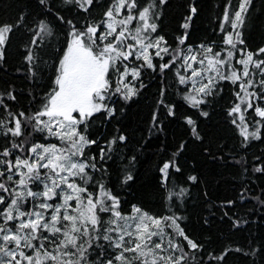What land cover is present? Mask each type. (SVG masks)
Segmentation results:
<instances>
[{"label":"snow or ice","instance_id":"snow-or-ice-1","mask_svg":"<svg viewBox=\"0 0 264 264\" xmlns=\"http://www.w3.org/2000/svg\"><path fill=\"white\" fill-rule=\"evenodd\" d=\"M33 4L34 15L19 10L0 21V70L23 29L16 71L29 83L26 106L13 85L0 90V264H225L233 252L264 264V235L246 247L210 249V237L183 226L186 185L199 182L184 178L185 140L154 166L158 211L122 200L113 182L115 174L121 190L135 183L144 141L163 131V115L182 121L204 158L241 178L238 197L219 205L221 222L240 230L259 212L264 223V149L247 158L254 142L264 145V39L254 43L245 33L254 0H224L218 38L199 43L188 42L195 0L183 5L182 31L171 42L161 30L168 0ZM157 76L149 136L133 144L124 106ZM214 116L215 131L207 127ZM237 199L253 202L245 217L231 211Z\"/></svg>","mask_w":264,"mask_h":264},{"label":"trees","instance_id":"trees-1","mask_svg":"<svg viewBox=\"0 0 264 264\" xmlns=\"http://www.w3.org/2000/svg\"><path fill=\"white\" fill-rule=\"evenodd\" d=\"M186 2L187 0H168V7L164 9L161 30L168 35L170 42L178 31H182L179 29V24L185 14L183 5ZM223 2L224 0H195L199 13L191 23L189 43H199L207 38H218L216 21L222 12ZM254 2L253 14L249 18L245 33L251 42L259 43L261 39H264V27L261 26V22L264 21V0H254ZM19 10L31 12L34 15L36 9L33 0H0V21L13 19L18 15ZM23 37V29L13 36L12 45L8 49L6 69L0 70V90L6 89L10 84L13 85L19 94L20 103L26 106L29 83L24 78L23 71H16L21 66L20 58L17 55V45ZM159 82L157 76L147 91L142 90V95L136 98V103L130 102L129 105L124 106L123 123L133 144L139 141L141 136H149L147 122L150 109L155 107L153 99ZM172 98L175 99V96L173 95ZM161 120L163 131H153L149 139L144 141L148 146L139 154L140 162L133 170L135 183H131L130 187L121 190L118 185H115V174H113L114 186L116 191L120 192L122 200L139 203L146 209L158 211L159 196L155 192L154 177L156 172L154 166L162 157L174 151L181 140H185L187 148L180 157L181 162L185 165L184 178L186 179V175L189 173L195 174L199 177V182L195 184L190 182L186 185L191 196L187 198V204L184 206L187 219L183 221V226L189 233L201 240L210 237L212 240L210 249H221L229 244L246 247L254 236L264 235V223L260 222L259 212L249 217L256 220V223L243 225L240 230L232 229L226 218H224V222H221L222 214L219 205L225 199L238 197L241 178L236 177L233 169L225 167L221 161L213 162L204 158L200 154L197 144L191 142L192 138L186 132L185 127H181L182 121L179 123L169 122L163 115ZM217 123H219V117L214 116L213 121H209L207 127L215 131ZM221 134L226 138L231 136V133L226 129ZM262 149H264V145L254 142V146L248 150L247 158L250 160L253 153L259 154ZM115 167H119V158H117ZM244 183H247L246 177ZM205 192L208 194L207 202L204 199ZM213 202L212 211L215 212V216H210L211 224L205 225L203 218L209 215L206 205ZM251 208H253V202L244 203L237 199L236 207L231 211L238 216L245 217ZM225 264H248V261L242 255L233 252L227 256ZM257 264H260L259 257H257Z\"/></svg>","mask_w":264,"mask_h":264}]
</instances>
